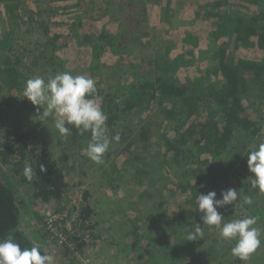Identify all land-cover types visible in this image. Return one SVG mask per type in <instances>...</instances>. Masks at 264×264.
<instances>
[{"label":"trees","instance_id":"16d2710c","mask_svg":"<svg viewBox=\"0 0 264 264\" xmlns=\"http://www.w3.org/2000/svg\"><path fill=\"white\" fill-rule=\"evenodd\" d=\"M7 1L3 11L10 21L0 32L3 34L0 38V239L12 237L21 248H30L35 245L21 228L19 191L25 193L33 207L49 208L53 213L67 212L70 181L64 166L66 157H57V153L64 155L69 147L67 150L72 149L71 153L87 159L82 149L89 134L80 135L73 128L69 136L63 137L50 126L47 132L37 130L35 119L25 113L18 117L15 113L21 106V98L22 105L28 103L22 96L24 83L35 75L47 77L65 71L64 61L58 54L59 38L63 35V43L69 42L73 35L85 52L88 58L82 70L90 75V68L98 66L101 55L112 49L116 40L114 33L98 26L101 19L113 20L108 15V6L115 0H60L70 1L69 8H74L71 14H78L68 22L67 32L54 26H60L64 18L52 19L63 11L58 10L67 9V5L47 7L45 3L32 1L34 10L30 12L27 0H14L11 5ZM176 1L127 0L113 12L120 15L118 10H124L122 16L126 17V21H117L114 30L125 32L129 22L127 14L132 13L141 21L140 25H145L144 31L149 30L151 22L153 28L163 29L162 34L168 30L175 32ZM231 1L199 0L200 10L192 22L199 19L212 24L210 35L214 36L205 39L210 42L209 56L204 57L199 75L189 79L186 75L185 81L180 79L178 72H184L181 68L190 71V66L184 65L181 51L172 53L174 46L159 38L152 58L154 72L134 77L116 89L104 86L101 81L96 83L97 95L102 97V107L108 116L109 134H120L119 142L110 148L104 161L112 168L111 174L117 173L126 179L128 196L135 200L136 207L126 211V220H141L140 229H127L123 235L133 241L132 246L144 234L150 235L152 226L160 230L156 240L167 238L170 229H164L166 223H173L188 233L197 223H201L204 234L219 231L202 223V213L197 207V195L209 191L220 194L235 188L251 195L254 203L246 206L248 214L264 222V205L259 208L255 202L258 192L250 189L247 180L250 175L247 155L264 142L260 136L264 116L259 114L264 108V57L253 59L237 53L241 48L264 51V0H238L245 5L236 4L239 8H233ZM80 7L85 8L84 13L76 12ZM33 24L38 25L35 30H31ZM142 39L148 40V35ZM18 41H23L27 50ZM96 73L101 71L94 69L92 75ZM27 164L36 172L31 182L23 176ZM40 164L45 165L46 172L39 171ZM106 184L127 196L123 184ZM83 193L73 220L75 232L65 229L68 243L61 245V257L69 264H78L73 253L83 248L86 233L95 227L92 219L95 208L88 201V191ZM140 202L145 207L141 205V208ZM229 209L241 211L231 205L218 211L224 215ZM145 216L149 219L146 223ZM183 234L177 232L172 237L178 242ZM219 242L223 249L232 247V242L221 239ZM174 245L168 247L177 249ZM151 246L155 247V243Z\"/></svg>","mask_w":264,"mask_h":264},{"label":"rangeland","instance_id":"374dc122","mask_svg":"<svg viewBox=\"0 0 264 264\" xmlns=\"http://www.w3.org/2000/svg\"><path fill=\"white\" fill-rule=\"evenodd\" d=\"M5 1L6 0H0V32H3L2 30L3 27L6 26V22L8 20L10 21V18H7L6 16V12L3 11V4ZM13 1L14 0H8L7 3H10L11 5ZM27 1L29 4L26 7L30 12L34 10V4L32 1L45 3L43 5H46L47 7L67 5V9L58 10L63 11L57 17L52 18L53 21H59L60 18H64L59 23L60 26H58V24L54 25L59 31L67 32L68 22H70V19L74 18V15L76 14H71L70 12L73 8H69L68 4L70 1H65V3L60 2V0ZM125 1L127 0H115L113 5L108 6V15H111L110 18L113 20L104 18L101 19L100 24L98 25L99 29L106 30L111 34L114 33L116 35V40L112 45L113 48H110V50L108 48L106 53L101 55L100 63H97L98 66L90 68V76L94 78L96 83L101 81L104 86L106 85V87L109 88L113 86V89H116L122 87L127 81L133 80L134 77H138L149 71L154 72L152 58L155 55L154 46L160 40L159 38H164L162 40L163 42L167 44L171 43L174 46L172 53H177L178 50L181 51L179 55L183 59L182 61L184 65L188 67L190 66V71L181 68L184 72H178L180 79H184L185 81L186 75L188 76V79L199 75V69L204 57H206V55L209 56L207 48L210 42L205 41V39H211L214 37L213 35H210V30L213 28L212 24L208 25L207 22L199 19L192 22V17L195 15L194 17L197 18V13H199L200 10L199 0H177L175 6L178 12H175L174 20V24L178 25L175 28L177 31L175 30V32H172L168 30L163 34V29L161 27L153 28L154 25H151V22L149 23L150 27L148 26L149 30L144 31L145 25H140L141 21L132 13L127 14L129 22L127 21L128 25L125 32H115L114 27L117 25V21H126V17L122 16L125 12L124 10H118L121 13L120 15L113 14V12L120 9V4H123ZM88 3L89 2H87V4ZM232 3L234 4L232 5L233 8L238 7V5L245 7V5L239 3L238 0H233V2L231 1V4ZM143 5L146 7V2L143 3ZM43 8H45V6ZM154 8H156V6H154ZM77 9H75L77 13H84L85 8L80 7L78 10ZM152 14L156 15L154 12H152ZM37 26L38 25L33 24L31 30H35ZM187 33H190V35L188 36ZM2 35L0 34V38ZM144 35H148V40L142 39V36ZM64 41L65 39L63 35V37L59 38L58 43L60 48L58 54L64 61L65 71H69L73 75L84 74V69L82 70V68H85L84 60L86 62L88 58L85 52L78 47L73 35L69 42L63 43ZM22 43L23 41H18V44L25 47L24 50H27L26 46ZM116 52L119 54L116 55ZM237 53L240 56H246L253 59H261L264 57L263 50L255 51L254 48H241ZM116 62L119 64L117 65ZM94 69L96 72L101 71V74L96 73L97 75H92ZM27 102V105H22L21 98V102H19L21 106L19 107V111L15 113L18 117H21L22 114L25 113L29 115L31 119H35L34 121L37 125V130L41 129L47 132L48 126L54 128L51 119H49L47 124L40 122L37 115V106L32 107L31 102L29 100H27ZM254 110L256 111L255 108ZM255 111L254 115L258 116ZM259 114L264 116V108ZM260 136L262 140H264V128L261 129ZM54 141H56V138H54ZM62 147L65 148L64 146ZM68 148L69 147H66L64 155L60 151L57 153V157H66L64 158V161L66 162L64 166L68 169L67 177L70 181V189L68 190L69 205L67 212L53 213L49 208L42 207L38 209L36 206L33 207L31 202L27 200L23 191H19L20 194L18 198L19 201L22 199V201H20L22 230L27 234L35 246H39L44 253H50L54 256L55 264L69 263L68 260H64L61 257L63 256L60 253L62 248L61 244L57 242L55 235L47 230L44 223L46 215L49 212L56 214L57 221L55 222V225L60 227L62 229L61 231L67 229L68 232L74 233L75 227L73 225V220L77 210L76 208L79 201H81L82 193L85 190L88 191V201L95 208V213L92 217L95 227L90 229L89 233H86L87 236L84 234L85 237H83L85 239V244L83 248L73 253V256L75 257L74 261L78 264H222L223 262L225 264H234L236 259L230 254L229 247L226 246V248L223 249L220 245L222 242H219L220 237L219 231L217 230H215L216 232L212 235H209V232H205L203 238L187 241L186 236L188 232L185 229L177 228L173 223L171 225L166 223L165 227L167 228L164 229H166V231L170 229L168 236H166L167 238H163L162 241L160 238L156 240L160 230L157 226L154 228L152 226L149 228L151 234H148L147 236V234L143 235V233H141L143 235L141 241L135 242L136 245L132 246L133 241L130 240V238L129 240L124 238L123 235L126 233L127 229L131 231L140 229L141 220L139 222L131 219L126 220V211L129 208L133 210L136 207V205L133 204V201H135L132 200L133 197L131 199V197L128 196L129 188L126 179H121L117 173L115 175L111 174L112 168L110 169V167H108L106 161L100 165L94 164L88 158L86 159L78 155L79 153H71L73 152L72 149L70 152V149L67 150ZM62 151H65V149H62ZM107 155L108 154L105 153L104 157H107ZM108 182H112V185L114 186H117L119 183L123 184V189L126 188L125 193L127 196L121 193L120 190L116 192L117 188L114 186V188H109L106 184ZM256 196L258 197L255 202L259 208L263 207L264 195L257 193ZM216 198L220 199V194H217ZM141 205L145 207V205L140 202V206ZM237 213H240L237 209L234 212L229 209L224 212V216L233 219L238 217ZM250 215L252 214L250 213ZM145 217H143V222L145 220L146 223L149 219ZM164 219L166 218L164 217L163 220ZM164 221L166 222V220ZM263 223L264 222H258V226L264 227ZM174 229H177L176 232ZM150 232L148 230V233ZM177 232L184 234L178 242H175L174 237L172 236ZM262 240H264V235H262ZM153 242L155 243V247L151 246ZM175 243L177 249L174 247ZM169 244L170 246L172 244L174 246L168 247ZM164 254H166L165 258L162 257ZM235 264H242V262L238 261ZM246 264H264V243H262L256 252L251 255Z\"/></svg>","mask_w":264,"mask_h":264},{"label":"clouds","instance_id":"9594fccd","mask_svg":"<svg viewBox=\"0 0 264 264\" xmlns=\"http://www.w3.org/2000/svg\"><path fill=\"white\" fill-rule=\"evenodd\" d=\"M22 96L37 106L40 122L47 124L49 119L59 135L67 137L74 128L80 135L89 134L84 155L94 164L104 163V155L118 143L120 134L110 135L107 126L108 116L102 107V97L97 95L96 81L88 74L73 75L69 71L57 72L47 77L35 75L24 83ZM247 180L250 189L264 194V142L259 143L247 155ZM44 164L39 171L46 172ZM23 176L31 182L36 172L31 164L23 168ZM194 183V181H193ZM215 191L197 195V207L202 213L204 225L219 230L222 241L232 242L230 254L246 264L252 254L264 243V227L258 226L259 217L248 214V207L254 203L251 195H243L235 188L223 190L221 198ZM239 207L237 218L226 219L218 209L225 206ZM201 223L195 224L186 240L203 238ZM0 264H55L50 253H43L39 246L21 248L12 237L0 239Z\"/></svg>","mask_w":264,"mask_h":264},{"label":"built area","instance_id":"2783aa9c","mask_svg":"<svg viewBox=\"0 0 264 264\" xmlns=\"http://www.w3.org/2000/svg\"><path fill=\"white\" fill-rule=\"evenodd\" d=\"M57 221L56 214L48 213L45 218V225L47 227V230L55 235V238L57 239V242L61 245L68 243L67 235L64 231H61L62 229L60 227H57L55 225V222ZM69 224V223H67ZM70 244V243H69Z\"/></svg>","mask_w":264,"mask_h":264}]
</instances>
